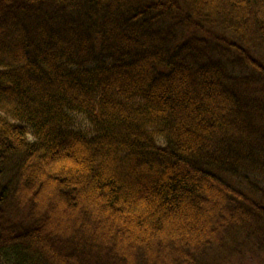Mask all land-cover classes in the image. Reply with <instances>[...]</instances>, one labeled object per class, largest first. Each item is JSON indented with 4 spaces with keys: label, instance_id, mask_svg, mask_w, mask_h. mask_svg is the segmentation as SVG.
Masks as SVG:
<instances>
[{
    "label": "trees",
    "instance_id": "16d2710c",
    "mask_svg": "<svg viewBox=\"0 0 264 264\" xmlns=\"http://www.w3.org/2000/svg\"><path fill=\"white\" fill-rule=\"evenodd\" d=\"M241 233L264 0H0V264H215Z\"/></svg>",
    "mask_w": 264,
    "mask_h": 264
},
{
    "label": "rangeland",
    "instance_id": "374dc122",
    "mask_svg": "<svg viewBox=\"0 0 264 264\" xmlns=\"http://www.w3.org/2000/svg\"><path fill=\"white\" fill-rule=\"evenodd\" d=\"M236 245H239V248L232 245L230 250L215 258V264H264V245L257 243L255 239L247 238L244 233L238 236ZM158 249L161 253L162 247Z\"/></svg>",
    "mask_w": 264,
    "mask_h": 264
}]
</instances>
